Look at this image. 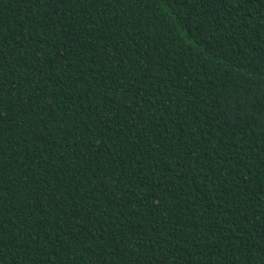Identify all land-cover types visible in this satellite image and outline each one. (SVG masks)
Returning a JSON list of instances; mask_svg holds the SVG:
<instances>
[{"label": "trees", "instance_id": "1", "mask_svg": "<svg viewBox=\"0 0 264 264\" xmlns=\"http://www.w3.org/2000/svg\"><path fill=\"white\" fill-rule=\"evenodd\" d=\"M0 264H264V0H0Z\"/></svg>", "mask_w": 264, "mask_h": 264}]
</instances>
